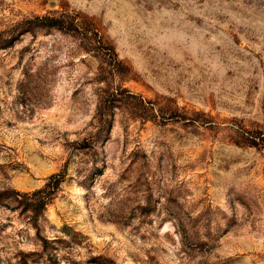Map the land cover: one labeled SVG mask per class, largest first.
Segmentation results:
<instances>
[{"label":"rangeland","instance_id":"obj_1","mask_svg":"<svg viewBox=\"0 0 264 264\" xmlns=\"http://www.w3.org/2000/svg\"><path fill=\"white\" fill-rule=\"evenodd\" d=\"M256 129L264 0H0V264H264Z\"/></svg>","mask_w":264,"mask_h":264},{"label":"trees","instance_id":"obj_2","mask_svg":"<svg viewBox=\"0 0 264 264\" xmlns=\"http://www.w3.org/2000/svg\"><path fill=\"white\" fill-rule=\"evenodd\" d=\"M26 23H28L30 28L57 29L66 33H75L76 37L83 45L88 42L87 38L90 30L86 31L82 28L78 21H76V18L69 13L63 12L59 15L47 14L43 16H34L32 19L27 20ZM115 60L118 62L117 57ZM116 95H119V92H111L112 100L116 98ZM116 99L119 100V98ZM242 135L244 144L264 149V131L258 129L243 130ZM64 178L65 172L62 170L50 175L46 179V183L43 187L33 191L31 194H23V196L30 197L28 205L31 211L30 217L34 222L43 214L46 205L51 201L59 185L64 181Z\"/></svg>","mask_w":264,"mask_h":264}]
</instances>
